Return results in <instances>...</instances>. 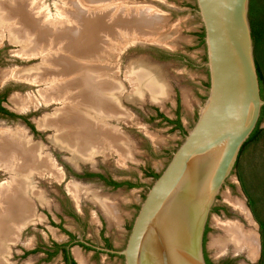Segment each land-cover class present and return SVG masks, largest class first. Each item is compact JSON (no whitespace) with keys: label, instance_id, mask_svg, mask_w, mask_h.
<instances>
[{"label":"rangeland","instance_id":"rangeland-1","mask_svg":"<svg viewBox=\"0 0 264 264\" xmlns=\"http://www.w3.org/2000/svg\"><path fill=\"white\" fill-rule=\"evenodd\" d=\"M22 1L20 0V2ZM71 1L26 0V6L33 15L41 7L43 9L42 12H44L43 14L41 13L42 20H52L55 22L56 17V24L51 21L52 24L48 23V25L53 27L52 29L54 30H63L62 28H70L73 25L72 21L77 19L76 10L70 5ZM75 1L78 2L82 10L87 7L85 0L82 2H79V0ZM134 1V6L136 7L148 6L149 10H155L156 12H154L157 14H155V17L158 18L157 20L160 19L161 21H159L163 22V24L161 25L162 27L159 24L157 25L160 27L158 30L156 29L157 26L153 29V26L149 25V41H143L138 36L137 39L140 41L134 39L131 40L132 43L130 42L131 44L142 42L141 44L143 45L144 43L146 45L156 43L162 47L161 50L152 46L147 48L141 46L128 47L124 49L123 54H120L118 58L112 61L113 65L116 66V63L119 62V66L117 67H120V69L118 68L120 72H117L122 89L119 93L120 102L122 103V106L119 107L120 111H122L120 113H126L128 116L120 122L112 121L109 126L117 128L128 141H131L130 144L128 143L130 157L124 156L126 159L125 163V159L119 160L121 159V155L117 154L118 152H111L112 154L108 152L110 155L99 152V154L93 156L91 161L82 162H89L83 168L106 172L114 179L129 180L133 184L134 187L130 189L122 187L115 191L99 192V198L104 196L110 198V201L106 199L102 200L113 205L114 211L116 210V213H114L115 219L118 220V223L110 221L102 206L94 202L88 195L92 192L85 190V188L89 189V186L92 189H100L102 188L100 184H85L75 180V184H79V188H81L83 194L78 200H75L72 196L69 200H66L64 195L59 193V185L47 184L44 180L48 177L42 178L41 181L37 180L35 182V186L38 181L41 182L39 187L44 196V201L40 203L39 200H32L33 211L36 215L40 216V220L37 223L35 222L39 226L27 227V225L22 230L19 242L16 243L17 245H10L9 248L11 250L9 249L7 256L9 264H62L59 255L47 260L43 253H35L33 251L34 247H37L40 243H42L40 244L42 246L44 244L50 245L51 242L61 243L67 241L69 238L63 231L70 233L76 238L100 241V223L98 218L101 219L103 213L107 217L104 235L114 242V246L118 250L123 249L137 210L147 193V189L156 179L152 176L147 177L144 175L146 170L149 168V172L151 171L156 176H159L170 160L172 152L182 142L184 134L188 132L196 121L198 111L207 95L208 73L203 66L206 61L205 48L204 43L201 42L199 37L203 35V30L200 26L199 18L194 12L196 8L194 0ZM31 2L34 3L33 6H30ZM105 2L107 3L103 10L109 14L110 12L113 14L120 11H124V15L122 14L124 17L128 13L130 15L141 14L140 9L135 8V10L130 7H124L121 2H112V0ZM97 5V7H103L101 6L102 4ZM55 12H57V16H55ZM83 12L87 14L89 11L85 9ZM36 15L38 16L39 14ZM248 20L253 35L254 57L258 65L262 79V89L264 91V0H249ZM76 23L80 24V29L76 25L74 31L79 32V30H82V22L80 23V20H76ZM74 31L72 30L71 32L76 33ZM68 33L70 32L63 33V36H67ZM111 37L108 36L107 38ZM0 43V94L5 92L7 99V101L4 100L2 102L3 106L17 116L27 115L28 122L37 130L34 142L42 144L43 154L48 155L51 151L49 146L52 144L47 138L53 135V131L38 128L37 121L52 116L57 109L61 108V105L58 102H50L49 104L40 103L36 108L30 107L22 111L16 110L10 99L14 96H38L39 91L42 88L46 90L47 86L43 84H29L28 82L26 86L23 85L26 82L22 80L21 82L14 77V79H2V75L21 69L31 70L41 67L44 63L47 64L44 65L45 68L48 67L51 68L49 70L56 71L55 66L50 64L53 56L47 62H44L47 60V56L42 58L34 54L32 55L33 57H22L18 54L21 47L20 43L10 42L8 36L2 37ZM109 43H114L113 45L116 46L115 40H110ZM130 43L122 44L123 48L131 45ZM54 54V51L51 52V55ZM64 56V54L60 53V57ZM139 58H145L149 60V64L156 65L164 80L163 85H165L164 90L166 94L162 95L158 102H150L151 100L146 96L141 104H133L124 99L125 95H129L133 91L131 83L133 77L130 76L129 70L132 64L141 62ZM142 62L144 61L142 60ZM159 87L160 89L157 88L154 96H160L159 91L161 90V86ZM116 107L117 105L113 109H116L117 113H119ZM177 110L179 117L176 115ZM177 118L179 119L181 129H176L174 126ZM24 128V124L20 120H7L0 116V130L15 132L21 129L23 132L25 131L24 133L27 136ZM259 128L261 131L258 136L241 151L234 170L223 186L217 197L215 206L209 215L204 236V249L212 261L227 260V264H264V114ZM49 159L52 160L51 158ZM121 163L124 164L121 165ZM0 172L5 176L4 178L0 175L1 185L2 182L4 183L8 179V175L3 170H0ZM71 180L65 182L64 186L68 182L73 184L70 182ZM43 191H45L47 196H45ZM70 195L72 194L70 193ZM227 198L241 202L244 206L243 208H246L244 210L247 211L246 214L248 213L247 216H249L248 220L250 222L242 215V212L237 211L232 207L230 202H227ZM49 202L51 203V208ZM37 203L42 207L40 214L36 211ZM44 208L48 210H44ZM67 210L73 211L77 219L71 218L66 213ZM218 221L220 223L239 222L244 226L245 230L253 231L256 242V257L253 261L247 257L245 252H234L235 250L232 245L227 246L221 254L218 253L216 248H212V241L223 235L221 230L215 225ZM35 224L30 223L29 225ZM87 224L88 226L86 227ZM82 225H85V227H82ZM77 249L80 251L79 247L75 246L73 248L74 251ZM22 252L27 253L23 255ZM78 255L81 256L85 264H88V262L89 264H93V262L96 264L97 262L99 264H123V259L118 257L110 258L104 254H100L98 260H91L92 252L81 251L78 252Z\"/></svg>","mask_w":264,"mask_h":264},{"label":"bare ground","instance_id":"bare-ground-1","mask_svg":"<svg viewBox=\"0 0 264 264\" xmlns=\"http://www.w3.org/2000/svg\"><path fill=\"white\" fill-rule=\"evenodd\" d=\"M85 1L87 4L85 9L89 11L87 14L83 12L85 9L82 10L77 1L72 0L70 5L76 10L77 19L72 21L73 25L70 28L54 30L48 25V23L52 24V20H46L47 22L42 20L41 15L44 12L41 7L33 15L26 6V0L22 2L0 0V39L8 36L10 42L20 43L18 54L22 57H33L34 54L42 58L47 56V60L44 61L47 62L53 56L50 64L56 68V71H51L49 70L51 68L44 67L47 65L44 63L41 67L31 70L21 69L3 74L2 79L8 80L14 77L29 84L47 86L46 90L42 88L39 91L38 96L13 95L10 101L19 111L30 107L36 108L40 103L58 102L61 108L52 116L40 118L37 126L42 130L53 131V135L47 140L58 149L69 153L71 156L69 160L75 166L78 162L91 161L99 152L101 154L118 152L121 161L125 159L124 156L130 157L131 141H128L117 128L109 126L112 121L120 122L128 116L126 113H120L122 111L119 107L122 103L119 93L122 89L121 81L117 77L120 67H117L119 62L116 66L112 61L123 54L126 48H123L124 43H132L131 40L134 39L137 41L138 36L143 41H149V25L154 29L158 24L160 27L163 24L155 17V10V12L149 10V7L144 5V7H136L134 0H112V2H121L124 7L140 9V15H130L127 12L125 17L124 11L109 14L103 10L107 0ZM33 4L31 2L30 6ZM97 4H102L103 7H97ZM55 14L57 16V12ZM56 19L55 17L53 22L55 24ZM76 20L82 22V30L79 32L74 31L76 25L80 29V24L76 23ZM72 30L76 33L71 32ZM66 32L70 33L63 36ZM108 36L111 38H107ZM109 39L115 40L116 46L113 45L114 43L110 44ZM53 51L55 54L51 55ZM60 53L65 56L60 57ZM140 61L131 65L129 74L133 77L131 82L133 91L129 95L124 94V99L137 104L146 96L151 100L150 102H158L160 97L166 94L165 85L156 77L153 67H149V60L141 58ZM111 63L113 66L110 65ZM159 86H161V90H158L160 96H154L157 88L160 89ZM116 105L119 113L113 109ZM24 132L21 129L15 132L0 130V170L8 175V179L0 185V264H9L7 256L9 249L11 250L10 245L19 242L20 234L27 225L35 224L40 220V216L34 213L32 204L33 199L39 200L40 203L44 201L42 192L35 186L37 176L48 177L47 179L55 182L62 180V174L55 163L43 154V146L31 143ZM68 190L75 200L83 194L79 184H69ZM92 193L88 194L90 198L102 206L111 220L117 222L113 205ZM226 200L249 221L248 213L246 214L247 211L244 210L246 208H243L240 201L228 198ZM215 225L223 235L212 241V248H216L221 254L227 246L232 245L234 252H245L251 261L254 260L256 242L253 231L245 230L244 226L234 221L224 223L218 221ZM75 254L79 258V263L85 264L77 252Z\"/></svg>","mask_w":264,"mask_h":264},{"label":"water","instance_id":"water-1","mask_svg":"<svg viewBox=\"0 0 264 264\" xmlns=\"http://www.w3.org/2000/svg\"><path fill=\"white\" fill-rule=\"evenodd\" d=\"M194 2L203 30L207 95L196 121L147 189L124 248L105 250L121 256L123 264H206L209 215L264 106L248 20L249 0ZM136 46L162 48L156 43L126 48ZM150 66L164 83L158 67Z\"/></svg>","mask_w":264,"mask_h":264},{"label":"flooded vegetation","instance_id":"flooded-vegetation-1","mask_svg":"<svg viewBox=\"0 0 264 264\" xmlns=\"http://www.w3.org/2000/svg\"><path fill=\"white\" fill-rule=\"evenodd\" d=\"M260 95H261V98L264 100V91L262 89V85L260 87ZM4 100L7 101L6 96H5V92L0 94V116L2 118L7 119V120H13V119L20 120L24 124V127H25L24 129L26 130L27 136H29L28 137L29 141L33 144L39 145L40 143L34 142L35 136L37 135L36 134L37 130L34 127H32L31 124L28 122V119L26 118L27 115L26 116L25 115L17 116L15 114H13L11 111L5 109V107L3 106V103H2ZM25 112H24V114H25ZM263 114H264V106L261 108V114H260L261 119H262ZM176 115H177V117H179L178 110L176 111ZM161 118H163V117H161ZM41 145L42 144H40V147H41ZM49 149L51 150L50 154H48L46 156H48V158H51L52 161L55 163V166L59 169L60 173L62 174L61 175L62 180H60V182H55L54 180H50V179H46L44 181L47 184L50 183V184L59 185L60 186V192L59 193L61 195H64L66 200H69V198L71 197L70 192L68 190V186L70 183H68L65 186H64V184H65V182H67L71 179H74V180L70 181L71 183H74V184H75V182H74L75 180L80 181V182L85 183V184H88V183L89 184L90 183L100 184L103 189L102 188H100V189L98 188L99 190L98 189H92L91 186H89V189L86 188V190H88L89 192H93L92 193L93 195L97 194V196L99 195V192H101V191L102 192H106V191L110 192V191H115L117 189H120L122 187H126L127 189L134 187L133 184L129 180H117V179H114L111 175L107 174L106 172H101L99 170H89V169L83 168L84 165H86L89 162H86V163L79 162L75 166L69 160V158H70L69 153H67L64 150L58 149L57 146L50 145ZM151 174H152V172L151 171L149 172V168H148L144 175L149 177ZM0 175H2L5 178V176L3 175L2 172H0ZM41 178H43V177H41ZM41 178H38V176H37L35 182L37 180L41 181ZM40 181H38L36 183V188L39 190H40L39 184L41 183ZM43 192H44L45 196H47L45 191H43ZM101 199H106V200L110 201V198H107L106 196L101 197ZM49 204H50V208H51V203L49 202ZM41 209H42V207L39 206L37 203L36 204V211L38 214H40ZM44 210H48V209L44 208ZM66 213L71 218L77 219V216L75 215V213L73 211L67 210ZM106 218L107 217L104 213L101 215V219L98 218L99 223H100V230H99L100 241H94V240H89V239L84 240V238L83 239L76 238L73 235H71L70 233L63 231V233L69 238L67 241H64L61 243L51 242L50 245L44 244L42 246L40 245L42 243H40L37 247H34L33 251L35 253H37V252L43 253L47 260L54 258L55 256L59 255L60 261L62 264H80L75 253L77 252V254H78V252H81V251L92 252L91 260H98L100 254H104L106 256H109L110 258L118 257V258L122 259L121 256H119L115 253L105 251V250H109V251H113V252L120 251L114 246V242L111 241L107 236L104 235V227L106 226V221H107ZM33 226L37 227V226H39V224L28 225L27 227H33ZM87 226H88V224L86 225V227ZM82 227H85V225H82ZM205 234H206V230H205ZM75 246L79 247L80 251L78 249H77L78 251L77 250L74 251L73 248ZM26 253L27 252H22L23 255H25ZM204 260H205L206 264L208 262H211L212 264H227L228 263L227 260L212 261L208 257L205 249H204ZM88 264H89V262H88ZM93 264H96V263L93 262ZM97 264H99V263L97 262Z\"/></svg>","mask_w":264,"mask_h":264},{"label":"trees","instance_id":"trees-1","mask_svg":"<svg viewBox=\"0 0 264 264\" xmlns=\"http://www.w3.org/2000/svg\"><path fill=\"white\" fill-rule=\"evenodd\" d=\"M200 37V40H201V42L203 43V35H200L199 36ZM252 38H253V35H252ZM255 63H256V60H255ZM256 69H257V74H258V79H259V85H260V87H261V85H262V79H261V76H260V72H259V69H258V65H257V63H256ZM260 121H261V118H259V120H258V123H257V125H256V127H255V129H254V131L251 133V135H250V137L248 138V140L244 143V145L242 146V148H241V150H240V153H241V151L243 150V148L246 146V145H248L250 142H252L257 136H258V134L260 133V128H259V125H260ZM167 122H170V121H167ZM175 124V128L176 129H181V125H180V122H179V119L177 118L176 119V122L174 123ZM240 153H239V155H240ZM238 158H239V156H238ZM150 176H152V177H154V178H157L158 176H156L155 174H151ZM207 264H212L211 262H208Z\"/></svg>","mask_w":264,"mask_h":264},{"label":"crops","instance_id":"crops-1","mask_svg":"<svg viewBox=\"0 0 264 264\" xmlns=\"http://www.w3.org/2000/svg\"><path fill=\"white\" fill-rule=\"evenodd\" d=\"M109 218V217H108ZM110 219V218H109ZM110 221L114 222L113 220L110 219ZM115 223V222H114Z\"/></svg>","mask_w":264,"mask_h":264}]
</instances>
